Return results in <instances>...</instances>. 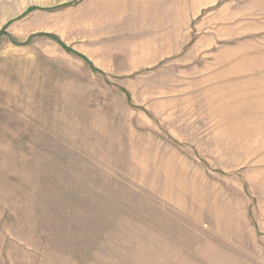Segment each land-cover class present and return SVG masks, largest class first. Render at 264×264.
Instances as JSON below:
<instances>
[{"label": "rangeland", "instance_id": "374dc122", "mask_svg": "<svg viewBox=\"0 0 264 264\" xmlns=\"http://www.w3.org/2000/svg\"><path fill=\"white\" fill-rule=\"evenodd\" d=\"M0 264H264V0H0Z\"/></svg>", "mask_w": 264, "mask_h": 264}]
</instances>
